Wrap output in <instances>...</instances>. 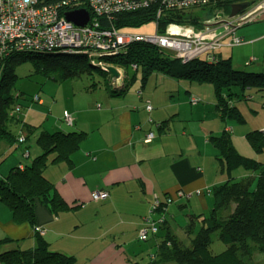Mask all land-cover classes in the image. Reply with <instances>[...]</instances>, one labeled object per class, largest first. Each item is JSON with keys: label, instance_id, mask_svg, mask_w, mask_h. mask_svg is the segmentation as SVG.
I'll list each match as a JSON object with an SVG mask.
<instances>
[{"label": "crops", "instance_id": "1", "mask_svg": "<svg viewBox=\"0 0 264 264\" xmlns=\"http://www.w3.org/2000/svg\"><path fill=\"white\" fill-rule=\"evenodd\" d=\"M239 29L241 31L238 35ZM235 34L242 39V43L225 47L219 54L223 58H231L232 63L236 61L244 65L241 67L233 64L240 70L264 73V11L258 13L252 22L237 28ZM167 77L159 74L146 85H151L153 94H160V87L165 85L163 81ZM66 81L68 80L62 82ZM176 81L173 79L170 83ZM94 83L95 86L91 87V84L88 90L95 91L97 82ZM182 85L189 92L188 101L193 96L201 100V97L190 92L192 89H203L206 84L186 80ZM138 88L136 93L129 90L120 98L112 96L109 87L105 86L109 92L108 96H104L105 107L92 110V122L96 129L91 130L89 136L86 131V140L81 142L72 156L73 165L61 161V164H51L45 169V176L72 206L71 209L56 214L44 205L38 206L33 225L29 221H15L11 209L0 200V227L5 234L0 241L6 238L12 240L0 246V252L18 248L35 249L37 228L42 226L45 228L44 237L49 242V248L75 257L74 264L77 262L78 252L85 255V260L81 261L83 264H90V261L102 264L97 259L99 254L101 259L119 258L122 264H131L133 260L136 261L133 264H149L156 252L149 251V257L143 256L145 253L142 252V255L132 256L127 252L125 242L138 239V232L151 225L152 221H156L159 226L158 234L150 235L149 232L144 241L146 244L152 242V246L157 249V245L165 240L168 229L184 242V235L189 238L186 233V226L190 222L189 214L206 215L213 207L211 195L198 196L195 192L212 190L228 179L227 172L221 170L219 151L212 145L209 136L232 129L237 149L248 157L264 161V156L258 153L256 155L250 143L245 146V150L241 149L244 146L242 139L250 132L242 134L245 126L232 127L231 121L226 125L224 121H219L215 95L207 97L208 101H204L205 103L200 100L197 103L190 101V115L181 119L182 112H185L183 104L187 102L186 98L180 102L172 101L174 99L170 100V97L175 95L170 92L169 98H161L159 109L154 111L155 107L148 97L150 90L144 87V91L140 86ZM207 90L208 86L205 92ZM165 91L167 89L164 93ZM96 98L99 99L98 95ZM148 102L152 104V110H147ZM139 108L143 109L142 113H147V119L137 111ZM208 109H212V119L203 123ZM262 109L264 110V105ZM66 112L72 116L73 125L64 120ZM77 114L78 112H70L65 107L63 115L58 119L60 127L49 131L85 132ZM186 118L190 122H183ZM149 132H153L155 137L151 143H146ZM21 156L18 165L23 168L26 164L30 165L31 161L28 162ZM6 175L2 176L0 173L1 177ZM96 191H107L108 197L96 200L93 195ZM179 191L191 194L187 208L181 207L185 201L177 199ZM168 198H174V201L168 204ZM157 203H162L161 210L154 209ZM189 207L192 208L191 211ZM180 215L188 218L187 225H180L176 231L174 223L179 220ZM161 220H166V223ZM26 238L32 239L31 242H27ZM117 242L122 243L116 244ZM79 243L85 245L80 248ZM0 264L6 263L0 258Z\"/></svg>", "mask_w": 264, "mask_h": 264}, {"label": "trees", "instance_id": "2", "mask_svg": "<svg viewBox=\"0 0 264 264\" xmlns=\"http://www.w3.org/2000/svg\"><path fill=\"white\" fill-rule=\"evenodd\" d=\"M38 1L41 5H60L63 11L88 8L87 0ZM140 6L141 4H138L136 9L118 11L111 21L102 19V22L123 29L140 27L154 21L153 6H157ZM228 7L230 6H225V8ZM200 10L205 13V9ZM176 13L180 18L183 17L180 12ZM194 15L199 18L196 13ZM189 16L195 22L199 20ZM161 54L164 52L153 45L133 42L119 54L102 56L99 60L89 57V54L85 52L73 54L55 50L46 53L23 52L6 56L0 66V144L3 141L11 144L18 141V145L22 144L20 135L23 132L18 136L15 135L10 130V125L20 121L19 114L22 112L23 105L17 103V99H24V96L21 93L14 96L11 91L17 78L16 67L28 61L33 65L36 73L61 82L82 78L85 75L93 77L97 71L105 78L106 87L110 86L111 74L106 67L98 64L103 61L119 67L128 84L125 82L124 86L118 90L109 87L112 96L127 93L134 85V80L138 78L139 71H142L141 89L156 72L184 78L188 82L211 84L214 88L216 107L225 125L235 121L243 127L242 124L247 122L237 105L241 96L247 98L246 90L255 89L264 93V73L240 70L233 65L231 58H223L221 54L217 55L219 59L217 62L202 60L200 62V59H197L191 64H185L176 57L164 58ZM92 86H95L94 82ZM37 99L39 100L38 95L36 99L33 98L34 101ZM26 125L29 133L36 127L30 123ZM233 133L232 129L231 131L226 129L221 134H213L209 137L212 145L219 151L221 170L227 172L228 179L207 192L206 190L205 192L199 190L200 194L196 193L198 190L195 192L198 196L211 195L213 207L209 214L189 215L191 221L186 226V232L191 243L186 244L181 241L168 229L165 240L159 243L156 260H152L149 264L264 263V161L242 154L234 144ZM86 134L84 131L63 133L42 130L37 138L41 153L33 157L30 165L26 164L24 168L16 165L5 177L0 176V200L11 209L15 221H29L34 225L36 208L41 205L48 207L56 214L71 209L72 206L63 199L57 187L45 176V169L48 165L61 161L73 165L72 156L80 147ZM28 136L24 144L28 141ZM246 137L255 151H264L262 129L250 130ZM153 140L145 142L151 143ZM238 173L245 175L241 176ZM178 198L180 199L179 196ZM189 199L190 197L181 207L187 208ZM173 201L174 198H168L167 203ZM156 205L154 209H162V203ZM44 236L37 231L35 249L18 248L0 252V258L6 264L75 263V257L51 250ZM217 239L225 245L220 252H215L211 247ZM10 241H12L10 238L1 240L0 246Z\"/></svg>", "mask_w": 264, "mask_h": 264}, {"label": "built area", "instance_id": "3", "mask_svg": "<svg viewBox=\"0 0 264 264\" xmlns=\"http://www.w3.org/2000/svg\"><path fill=\"white\" fill-rule=\"evenodd\" d=\"M87 4L89 9L85 10L89 12L90 20L82 27L68 21L66 13L70 11L61 10L60 5H41L38 0H0V66L6 56L32 51L85 52L99 60L102 56L119 54L133 42L154 45L183 63L201 57L211 63L217 62V55L223 48L242 43V39L235 35L237 28L252 22L258 13L264 11V0H87ZM138 4L140 7L157 6H153L154 34L124 32L122 28L102 22V19L111 21L118 11L136 9ZM226 5L231 11L225 17L228 13ZM235 5L247 7L230 17ZM200 9H205V13ZM177 11L183 17L180 18ZM189 15L199 20L195 22ZM98 65L107 69L113 66L103 61ZM116 68L122 74V70ZM124 83L112 78L115 87H122ZM199 100L194 96L190 99L191 103ZM146 108L152 110V105L148 103ZM64 120L69 125L74 123L69 112ZM262 132L264 134V128ZM153 137L154 134L149 133L145 141L149 142ZM25 139L26 135L21 133L20 142ZM196 193L200 194V191ZM93 195L96 200H101L108 197V192L96 191ZM189 196L179 192L183 201ZM37 229L45 235L44 227ZM153 231H156L155 226ZM147 232V228L141 231L142 239L146 238Z\"/></svg>", "mask_w": 264, "mask_h": 264}, {"label": "rangeland", "instance_id": "4", "mask_svg": "<svg viewBox=\"0 0 264 264\" xmlns=\"http://www.w3.org/2000/svg\"><path fill=\"white\" fill-rule=\"evenodd\" d=\"M230 11H231V8H228V13L225 14L224 16L225 17L228 16ZM155 26H156V23L154 21H151L140 27L123 28V30L124 32L140 33V34L149 35V34H154L156 32ZM240 31L241 29L237 31L238 35L240 34ZM234 49L236 50L238 48H234ZM163 52L164 54H161L162 57L164 58H168L169 56L173 57L171 53L164 51V50ZM234 58L238 59V56L234 55ZM201 60L208 62L205 57H201L199 61L202 62ZM199 61H195V62H199ZM191 63L193 62H190L189 64ZM233 64H237L238 66L241 65L239 64V62H236V61H234ZM243 66L241 65V67ZM249 69H253V68L249 67ZM16 73H17V78L14 82V86H13L11 93L14 96H17L18 94L21 93L24 96L23 98L25 100L17 99V103L18 102L22 103L23 108H22V112L19 114L20 121L11 123L10 130L12 131V133H14L17 136L21 132H23V134H25L26 136L27 135L29 136H28V141L25 144L22 142L21 145H18V141L13 142L12 144L9 142L3 141L0 144V155H2V158L0 159V173L2 176L6 175L12 166L19 164L20 158L22 157L21 155H23L24 158L29 162L32 160V158L35 155L40 153L41 149L37 145V138L40 132L44 129L57 130L60 127V124L58 123V119L63 115V111L65 107H67L68 111L70 112H74V113L78 112L77 117L80 120V123L82 124V128L83 130H85V132L87 131L88 136H89L90 132H92L91 130L96 129V126L92 122V110L101 109V107H105L106 101L104 99V96L109 95L108 94L109 92L105 89V86H104L106 85L105 80H104L105 78L99 75L97 71H95V74L93 77L85 75V76H82V78L68 80L66 82L61 83L60 80H55L53 78L50 79V78L43 76L40 73H36L33 65L28 61L27 63L19 64L16 67ZM159 74L160 76H164V75L168 76L163 81V84L165 85L160 87V89H162L160 94H153V92H151L153 90L150 87L151 85L145 86L146 90H150L149 92L150 96L148 97L150 98V100L152 101L155 107L154 111L159 109L161 98H166V97L169 98L168 96H170L171 94L170 92H173L175 96L170 97V100L174 99L172 101H177V102L182 101L183 98H186L187 100V102L185 101L183 104V109H185V112H182L181 119H183V117L185 116L190 115L191 111L189 108L192 106L190 105L191 104L190 100L188 101L189 92L185 91L186 88L182 85L184 81L186 80L184 78L175 77V76L171 77L169 75L156 72L154 75L151 76V78L148 80L147 83H150L152 79H156ZM170 79L171 80L174 79L177 81L172 84L170 83L171 81ZM178 81H181V83H179ZM93 82H97V86L95 87V91L92 92L88 90V88L90 87L91 84H93ZM141 83H142V71H139L138 78L134 80V85L130 87L129 92L136 93V90L139 89L138 87L140 86ZM206 86H208V90L205 92ZM205 88L197 89V91H195V89H192L190 93L196 94L197 96L201 97L202 101L200 100V102L205 103L204 101H208L207 97L210 98L212 95H215L214 88L211 84H206ZM142 89L145 91L144 88ZM163 89L164 90L167 89V91H165L164 93ZM102 92L104 95H102ZM37 95L39 97V100L37 99L36 101H34L33 98L36 99ZM97 95L99 99L96 98ZM245 95L246 96L252 95L253 98L252 97L244 98V96H241V98L238 99L239 101H237V105L239 106V108L241 109V111L243 112L247 120L245 124H242L243 126H245V128H243L244 130H242V134L250 130H253V129H263L264 128L263 126L264 125V110L262 109L264 105V93L253 89V90H246ZM122 97L124 96L121 95L120 98ZM245 99H248V100L246 101ZM137 111L141 112L143 111V109L139 108L137 109ZM154 111L152 113L153 116H154ZM141 114L143 117L147 119L148 117L147 113L144 114L141 112ZM212 116H213L212 109H208L204 120H202L203 123L210 121L212 119ZM186 119L187 120H184L183 122L185 123L190 122L188 118ZM219 121H221L220 117H219ZM25 123L33 124L36 127H34V130L29 133L28 128H27L28 126ZM231 124L233 127H235L236 125L237 126L240 125L235 121H232ZM69 128H74V127H69ZM66 129H68V127ZM242 143L244 146H242L241 149L245 150V146L249 145L248 139L244 137V139H242ZM27 153L28 154L31 153L29 154L30 156H28ZM257 153L259 155L264 156V151L263 152L256 151L255 154L257 155ZM59 164H61V162L54 163V166L59 165ZM80 203L82 206L84 205L82 202ZM189 208L191 211L192 208L191 207ZM211 209L209 211H211ZM8 211L10 212V210ZM209 211L207 212L208 214H209ZM187 220L188 218L186 216L180 215L179 220L178 221L175 220V223H174L176 227V231H178L180 225L185 223V226H186ZM2 231L3 229L0 227V238L5 236L4 232ZM139 236H141L140 231L138 232V237ZM183 238L186 244L191 243L190 237L188 238L186 235H184ZM25 240L27 242H31L32 239L26 238ZM144 241L145 240H142L139 238L138 239L134 238V240L131 242H125L127 252L131 254L132 256L139 255L142 252L143 254L145 253L143 256L146 255L147 257H149L150 256L148 254L149 251H154V252L157 251V249L154 248V246H152L154 243L150 242L146 244V242ZM119 243H122V242H117L116 244H119ZM83 245H85V243L81 244L80 248ZM211 247L215 252H220L225 248V245L217 239L216 241H214ZM76 258H77L76 264H83L81 261L85 260V255H81V253L78 252V256H76ZM97 259L100 260L102 264H122L119 258H111L109 260H107V258L101 259V254L97 256ZM135 262L136 261L133 260L131 264ZM90 264H93V262L90 261ZM170 264H176V263H170Z\"/></svg>", "mask_w": 264, "mask_h": 264}, {"label": "water", "instance_id": "5", "mask_svg": "<svg viewBox=\"0 0 264 264\" xmlns=\"http://www.w3.org/2000/svg\"><path fill=\"white\" fill-rule=\"evenodd\" d=\"M247 7V5H235L233 6L232 12L230 14V17L236 16L240 11L244 10ZM66 18L68 21L84 27L89 19H90V14L87 10L81 9V10H75V11H70L66 13ZM110 74L113 76V78L117 80H122L125 81V76L120 73V71L114 67H110L108 69Z\"/></svg>", "mask_w": 264, "mask_h": 264}, {"label": "clouds", "instance_id": "6", "mask_svg": "<svg viewBox=\"0 0 264 264\" xmlns=\"http://www.w3.org/2000/svg\"><path fill=\"white\" fill-rule=\"evenodd\" d=\"M83 9V8H82ZM81 10V9H80ZM90 20V19H89ZM144 44H146V43H144ZM148 45H150V44H148ZM154 46V45H153ZM156 47V46H155ZM160 49V48H159ZM162 51H163V49H161ZM174 57V56H173ZM93 63V62H92ZM190 63V62H189ZM186 64V63H185ZM112 67H114V68H116V66H112ZM117 69V68H116ZM112 76V75H111ZM110 76V80H109V85H110V87L111 88H115V89H120L121 87H115L113 84H112V78H113V76L111 77ZM124 82H126L127 84H128V82L125 80ZM123 87V86H122ZM191 99V98H190ZM148 103H150V102H148ZM147 103V104H148ZM146 104V105H147ZM151 104V103H150ZM152 105V104H151ZM149 133H153V132H149ZM148 133V134H149ZM147 134V135H148ZM154 134V133H153ZM147 137V136H146ZM154 137H155V135H154ZM154 137H153V139H154ZM152 139V140H153ZM29 155V154H28ZM180 192V191H179ZM183 192V191H182ZM185 193V192H184ZM185 194H187V193H185ZM187 195H191L190 193H188ZM178 196H179V193H178ZM190 197V196H189ZM181 200V199H180ZM181 201H183V200H181ZM161 222H163V220H161ZM164 224L166 223V220H164V222H163ZM153 226H155L156 227V231H153ZM148 229V232H147V235H146V238L145 239H142L141 238V236H139L138 238L139 239H142V240H145L146 241V239H147V237H148V234H149V232H150V235H157L158 234V230H159V226L157 225V222L156 221H152V223H151V225H148V226H146L144 229ZM143 229V230H144ZM140 233H141V231H140ZM158 248H159V244L157 245V250H158ZM156 260V253L155 254H153V260Z\"/></svg>", "mask_w": 264, "mask_h": 264}, {"label": "bare ground", "instance_id": "7", "mask_svg": "<svg viewBox=\"0 0 264 264\" xmlns=\"http://www.w3.org/2000/svg\"><path fill=\"white\" fill-rule=\"evenodd\" d=\"M68 52H70V51H68Z\"/></svg>", "mask_w": 264, "mask_h": 264}]
</instances>
